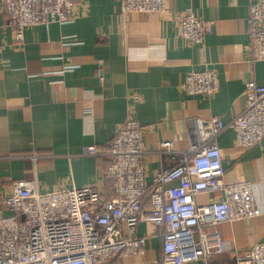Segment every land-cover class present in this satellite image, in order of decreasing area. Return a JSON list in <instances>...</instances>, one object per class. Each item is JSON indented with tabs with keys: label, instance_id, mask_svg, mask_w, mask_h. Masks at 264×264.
I'll return each instance as SVG.
<instances>
[{
	"label": "crops",
	"instance_id": "obj_1",
	"mask_svg": "<svg viewBox=\"0 0 264 264\" xmlns=\"http://www.w3.org/2000/svg\"><path fill=\"white\" fill-rule=\"evenodd\" d=\"M252 1L169 0L166 13L124 14L118 0H74L76 17L28 27L18 40L0 0V213H11L3 198L19 179L37 177L44 191L94 184L115 196L109 158L82 149L112 142L131 113L145 127L148 180L178 162L204 119L231 122L245 107L247 81L264 84V60L253 57L248 32ZM189 8L213 21L200 44L180 33L178 15ZM211 67L218 69V90L190 94L186 76ZM169 139L177 152L162 150ZM217 143L226 180L252 182L258 214L221 224L225 250L189 264H238L264 242V137L243 148L229 127ZM138 233L147 236L146 246L113 261L161 264L156 226L141 222Z\"/></svg>",
	"mask_w": 264,
	"mask_h": 264
},
{
	"label": "built area",
	"instance_id": "obj_2",
	"mask_svg": "<svg viewBox=\"0 0 264 264\" xmlns=\"http://www.w3.org/2000/svg\"><path fill=\"white\" fill-rule=\"evenodd\" d=\"M1 1L18 40L24 39L28 27L77 16L74 0ZM168 1L118 0L124 14L166 13ZM247 21L253 57L264 60V0L252 1ZM178 26L184 39L200 44L213 29V21L189 8L179 13ZM184 86L190 94H214L219 88L218 69L192 71ZM229 127L243 148L262 140L264 84L247 81L246 104L238 115L231 122L218 116L204 119L197 132L189 134L190 144L178 162L161 167L151 180L145 127L132 113L112 142L83 146V155L109 158L107 173L116 194L112 198L94 184L44 191L37 177L16 180L13 191L3 198L11 213H0V264H120L113 259L136 255L146 246L147 236L138 233L141 222L158 229L161 264H189L223 252L221 224L258 214L252 182L225 178L217 138ZM162 150L177 152L175 140L162 141ZM202 193L212 194V200L199 203ZM238 264H264V242L240 255Z\"/></svg>",
	"mask_w": 264,
	"mask_h": 264
},
{
	"label": "trees",
	"instance_id": "obj_3",
	"mask_svg": "<svg viewBox=\"0 0 264 264\" xmlns=\"http://www.w3.org/2000/svg\"><path fill=\"white\" fill-rule=\"evenodd\" d=\"M107 195H108L109 198H112L113 197V194L111 193V190L110 189L108 190Z\"/></svg>",
	"mask_w": 264,
	"mask_h": 264
}]
</instances>
